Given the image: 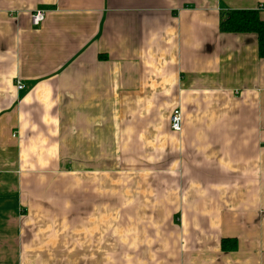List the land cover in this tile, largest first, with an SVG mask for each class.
<instances>
[{
    "label": "crops",
    "instance_id": "crops-1",
    "mask_svg": "<svg viewBox=\"0 0 264 264\" xmlns=\"http://www.w3.org/2000/svg\"><path fill=\"white\" fill-rule=\"evenodd\" d=\"M263 3L0 0V264H264Z\"/></svg>",
    "mask_w": 264,
    "mask_h": 264
},
{
    "label": "trees",
    "instance_id": "trees-1",
    "mask_svg": "<svg viewBox=\"0 0 264 264\" xmlns=\"http://www.w3.org/2000/svg\"><path fill=\"white\" fill-rule=\"evenodd\" d=\"M220 30L227 32H254L257 34L259 54L264 56V21L256 9L225 11L220 21Z\"/></svg>",
    "mask_w": 264,
    "mask_h": 264
},
{
    "label": "built area",
    "instance_id": "built-area-1",
    "mask_svg": "<svg viewBox=\"0 0 264 264\" xmlns=\"http://www.w3.org/2000/svg\"><path fill=\"white\" fill-rule=\"evenodd\" d=\"M264 8V3L261 5ZM45 10H36L30 15V22L33 26H38L45 19ZM16 87L18 90L23 88V84L20 81H16ZM182 119L179 109H174L170 116V127L172 130L179 132L181 129Z\"/></svg>",
    "mask_w": 264,
    "mask_h": 264
}]
</instances>
